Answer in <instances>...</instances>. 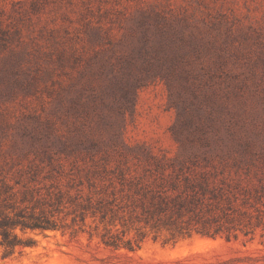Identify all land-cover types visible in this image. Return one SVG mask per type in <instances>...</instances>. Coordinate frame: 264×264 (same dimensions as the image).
Here are the masks:
<instances>
[{
    "label": "rangeland",
    "instance_id": "rangeland-1",
    "mask_svg": "<svg viewBox=\"0 0 264 264\" xmlns=\"http://www.w3.org/2000/svg\"><path fill=\"white\" fill-rule=\"evenodd\" d=\"M2 213L55 227L0 264H264V0H0Z\"/></svg>",
    "mask_w": 264,
    "mask_h": 264
},
{
    "label": "trees",
    "instance_id": "trees-1",
    "mask_svg": "<svg viewBox=\"0 0 264 264\" xmlns=\"http://www.w3.org/2000/svg\"><path fill=\"white\" fill-rule=\"evenodd\" d=\"M162 197V202L165 200ZM174 203L181 204L182 200H176L175 197L171 199ZM160 209H163L160 206ZM19 227L21 230L29 229V230H37V229H50L54 228L55 226L53 224H50V222H40L37 220V218H33L32 215L25 218L24 214L22 215H14L11 217L8 214L2 213L0 214V235H1V241L0 245L4 246L6 248H9L10 250L14 249H21L25 245H27L26 242H23L20 238L17 237L16 234H14L13 230ZM200 231V230H199ZM209 233V232H206ZM218 233V230H216L211 235H215Z\"/></svg>",
    "mask_w": 264,
    "mask_h": 264
}]
</instances>
